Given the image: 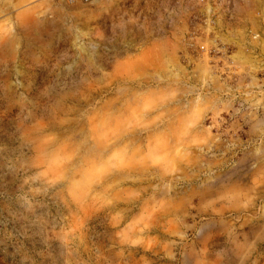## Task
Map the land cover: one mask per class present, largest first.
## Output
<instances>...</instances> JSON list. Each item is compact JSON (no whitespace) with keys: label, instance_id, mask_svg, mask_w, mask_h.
Wrapping results in <instances>:
<instances>
[{"label":"rangeland","instance_id":"rangeland-1","mask_svg":"<svg viewBox=\"0 0 264 264\" xmlns=\"http://www.w3.org/2000/svg\"><path fill=\"white\" fill-rule=\"evenodd\" d=\"M0 264H264V0H0Z\"/></svg>","mask_w":264,"mask_h":264},{"label":"built area","instance_id":"built-area-1","mask_svg":"<svg viewBox=\"0 0 264 264\" xmlns=\"http://www.w3.org/2000/svg\"><path fill=\"white\" fill-rule=\"evenodd\" d=\"M87 2L89 1H93V0H85ZM202 4H204L205 6H216L220 3V0H200Z\"/></svg>","mask_w":264,"mask_h":264}]
</instances>
